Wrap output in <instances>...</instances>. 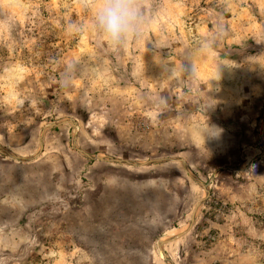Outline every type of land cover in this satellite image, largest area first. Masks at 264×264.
<instances>
[{
    "label": "rangeland",
    "instance_id": "1",
    "mask_svg": "<svg viewBox=\"0 0 264 264\" xmlns=\"http://www.w3.org/2000/svg\"><path fill=\"white\" fill-rule=\"evenodd\" d=\"M141 6L0 0V264H264V0Z\"/></svg>",
    "mask_w": 264,
    "mask_h": 264
},
{
    "label": "clouds",
    "instance_id": "2",
    "mask_svg": "<svg viewBox=\"0 0 264 264\" xmlns=\"http://www.w3.org/2000/svg\"><path fill=\"white\" fill-rule=\"evenodd\" d=\"M95 7L92 27L109 48L119 50L139 32L141 0H88ZM74 27V26H73Z\"/></svg>",
    "mask_w": 264,
    "mask_h": 264
},
{
    "label": "water",
    "instance_id": "3",
    "mask_svg": "<svg viewBox=\"0 0 264 264\" xmlns=\"http://www.w3.org/2000/svg\"><path fill=\"white\" fill-rule=\"evenodd\" d=\"M180 235H181V234H180ZM180 235H178V236H177V237H175V238H178ZM175 238H174V239H175Z\"/></svg>",
    "mask_w": 264,
    "mask_h": 264
},
{
    "label": "bare ground",
    "instance_id": "4",
    "mask_svg": "<svg viewBox=\"0 0 264 264\" xmlns=\"http://www.w3.org/2000/svg\"><path fill=\"white\" fill-rule=\"evenodd\" d=\"M180 234V233H179ZM179 234H177V235H179ZM177 235H175L174 237H176Z\"/></svg>",
    "mask_w": 264,
    "mask_h": 264
}]
</instances>
